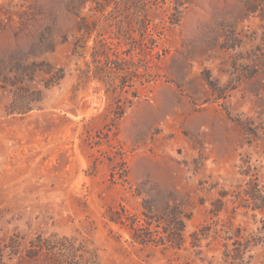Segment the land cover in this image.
<instances>
[{"label": "rangeland", "instance_id": "obj_1", "mask_svg": "<svg viewBox=\"0 0 264 264\" xmlns=\"http://www.w3.org/2000/svg\"><path fill=\"white\" fill-rule=\"evenodd\" d=\"M0 264H264V0H0Z\"/></svg>", "mask_w": 264, "mask_h": 264}]
</instances>
